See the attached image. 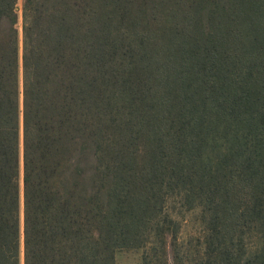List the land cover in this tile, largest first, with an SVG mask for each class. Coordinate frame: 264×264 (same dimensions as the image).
<instances>
[{
  "label": "trees",
  "instance_id": "obj_1",
  "mask_svg": "<svg viewBox=\"0 0 264 264\" xmlns=\"http://www.w3.org/2000/svg\"><path fill=\"white\" fill-rule=\"evenodd\" d=\"M21 15L0 0V264H264V0Z\"/></svg>",
  "mask_w": 264,
  "mask_h": 264
},
{
  "label": "rangeland",
  "instance_id": "obj_2",
  "mask_svg": "<svg viewBox=\"0 0 264 264\" xmlns=\"http://www.w3.org/2000/svg\"><path fill=\"white\" fill-rule=\"evenodd\" d=\"M24 0H19L20 22L19 27L22 31V15L21 8ZM22 38V34H20ZM22 47V43L20 42ZM171 205H173L171 207ZM170 212L181 222V240L186 244H191L189 239L197 237L203 224H201L200 208L181 209L177 203L169 204ZM143 249H124L116 253V264H142Z\"/></svg>",
  "mask_w": 264,
  "mask_h": 264
}]
</instances>
